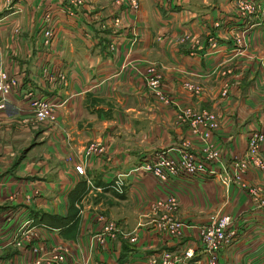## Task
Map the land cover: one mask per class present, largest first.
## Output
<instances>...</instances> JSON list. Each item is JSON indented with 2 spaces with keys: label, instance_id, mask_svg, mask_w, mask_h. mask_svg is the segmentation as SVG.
<instances>
[{
  "label": "crops",
  "instance_id": "0c3cea01",
  "mask_svg": "<svg viewBox=\"0 0 264 264\" xmlns=\"http://www.w3.org/2000/svg\"><path fill=\"white\" fill-rule=\"evenodd\" d=\"M47 10L54 35L43 45L41 15ZM117 15L119 27L113 24ZM238 25L248 26L247 43L235 51L230 33ZM209 36L215 37L213 47ZM148 62L161 74L170 103L148 94ZM42 63L61 70L67 83L42 81ZM0 68L18 78L0 114V264H33L37 254L28 244L10 241L26 218L29 242L65 248L56 264H146L148 255L187 246L202 259L194 227L182 226L179 236L155 227L160 213L148 204L166 194L178 203L171 216L187 224L206 223L214 213L235 219L234 239L220 249L218 264H264V206L219 177L232 176V161L245 153L252 130L263 135L264 160V19L238 18L233 0H138L137 9L129 0H83L77 6L68 0H0ZM189 83L199 92L187 89ZM25 90L62 100L53 126L19 121L30 114ZM185 107L216 114L218 126L209 136L221 152L210 164L215 173L162 181L131 172L158 151L172 154L184 138L200 153L202 126L190 129ZM31 133L40 142L15 159L14 170H3L5 157L17 158ZM94 141L103 150L88 149ZM75 164L84 172L77 173ZM116 178L120 190L113 188ZM242 179L264 196V170L247 163ZM111 220L114 228L106 229Z\"/></svg>",
  "mask_w": 264,
  "mask_h": 264
},
{
  "label": "built area",
  "instance_id": "2783aa9c",
  "mask_svg": "<svg viewBox=\"0 0 264 264\" xmlns=\"http://www.w3.org/2000/svg\"><path fill=\"white\" fill-rule=\"evenodd\" d=\"M9 1V0H8ZM83 0H68L73 5H79ZM129 7L136 9L138 7V0H129ZM233 9L235 15L240 19H249L252 15L258 16L264 19V4L258 6L256 0H233ZM42 26L40 27V33L42 36V44L49 45L54 35V28L51 26L50 18L51 12L44 11L41 15ZM113 24L117 27L121 25V19L117 15L113 19ZM217 24V22H215ZM248 26L238 25L234 27L230 33V37L233 39L235 46L234 50L238 51L241 48V41L245 45V35ZM244 38V39H243ZM116 40H112L108 44V48L112 50ZM208 43L210 47H213L216 43L214 36L208 37ZM40 78L44 82H53L59 80L60 83L66 84L67 79L64 73L50 66L47 63L39 65ZM146 78L148 85L154 93L160 94L159 87V72L154 65L146 67ZM18 78L13 75H9L4 69L0 68V112L4 108L7 93L15 89L18 86ZM188 88L198 92L197 84H186ZM24 103L27 105L28 110L32 116L36 119H51L54 120L55 114L53 106L57 103L48 96L36 95L31 90L23 91ZM214 112L202 111L199 115H196L194 124L205 127V130L199 134L204 140V150L202 158H197L195 154L188 148V143L179 144L174 148V152L169 154L166 150H161L141 160L138 164L130 168L131 171L141 173V171H148L158 179L167 181L172 176L183 174L185 176H193L202 173H215V170L209 166L213 159H218L220 151L212 146L209 142V126H216ZM207 123L209 129L207 128ZM194 132L196 129L193 130ZM211 133V131H210ZM263 138L262 133L259 131H251L248 133L247 145L245 153L241 156L234 157L232 161L233 174L228 176L225 172L222 173L220 179L223 184L229 182L235 183L239 187L247 189L250 201L255 206H264V196L260 194L259 187L256 185L248 186L242 175L245 172V166L247 163H251L261 170H264V160L259 154V148L261 140ZM74 170L77 173H82L83 169L80 164L74 165ZM113 188L116 190L121 189L120 179L114 180ZM177 205V199L173 194H166L159 196L151 200L149 203L150 209L160 215L155 220L154 225L158 230L170 235L179 236L182 226H192L195 228V240L200 246L203 253L202 259L193 258V249L191 246L183 248L180 252L164 251L160 256L154 254L147 256L146 264H218V255L220 249L229 244L234 239V223L235 219L229 214H216L211 216L209 221L203 224H187L182 220H178L171 216V210L175 209ZM101 217V216H99ZM29 223V219L21 221L16 232L10 240L15 246H21L24 242L28 244V249L37 254L33 260V264H56L62 261L65 248L61 245L47 246L41 241L29 242L32 236V230L30 227H25ZM112 223L109 222L106 229L112 228ZM110 232V231H109ZM101 234H96L95 238L101 240ZM243 264H250L245 261Z\"/></svg>",
  "mask_w": 264,
  "mask_h": 264
},
{
  "label": "rangeland",
  "instance_id": "374dc122",
  "mask_svg": "<svg viewBox=\"0 0 264 264\" xmlns=\"http://www.w3.org/2000/svg\"><path fill=\"white\" fill-rule=\"evenodd\" d=\"M118 2H120V0H115V3L116 4H118ZM137 9V8H136ZM114 19V18H113ZM244 39V38H243ZM245 40H246V38H245ZM232 41H233V39H232ZM234 42V41H233ZM247 42L245 41V44H246ZM244 45H243V42L241 41V48L243 47ZM234 47H236L235 46V43H234ZM148 63H150V64H148L147 66H149V65H154L152 62H148ZM159 72V71H158ZM160 79H161V74L159 73V87L161 86L160 84ZM144 80H145V85H146V88H147V92H148V94H150L151 96H154L156 99H158V100H161V101H163V103L164 104H168V103H170V100H169V98L162 92V90H161V88L159 89V91H160V94L158 95V94H156V93H154V91L152 90V88H150V86L148 85V82H147V78H146V71H145V73H144ZM62 84V83H61ZM61 86V85H60ZM185 87L187 88V89H189V90H191V91H193V89H190V88H188L187 87V85L185 84ZM199 87V86H198ZM195 92V91H194ZM199 92V91H198ZM34 93V92H33ZM8 94V93H7ZM35 94V93H34ZM226 89L225 88H222L221 89V91H220V96L221 97H224V96H226ZM37 95V94H36ZM48 97H50L53 101H55L57 104L56 105H54L53 106V110H54V114H55V111H56V108L62 103V100H60L59 98H58V96H56V95H51V96H48ZM5 102H6V100H5ZM4 107H5V104H4ZM27 108V107H26ZM27 110H28V108H27ZM181 110H182V113L186 116V115H192V117H191V120L189 121V124H190V129L193 131L194 129H196V127L194 128V124H196L197 122H195L194 121V119H195V117H196V115H199L200 113H193L192 111H191V109H189V108H187V107H185V108H181ZM204 111H210V110H204ZM4 112V108L2 109V111L0 112V114H2ZM28 112H29V110H28ZM194 114V115H193ZM54 119H55V117H54ZM215 119H216V126H214V125H211V126H209L211 129H209V127H208V125H207V123H205L206 125H207V128L210 130V131H213V130H215L216 129V127L218 126V121H217V118H216V115H215ZM19 121L21 122V123H23V124H28L29 126H33V125H35V124H38V123H46V124H48L49 126H53V124H54V120H51V119H35L33 116H32V114H31V112H30V114H28V116H26V117H22V118H19ZM197 126V125H196ZM206 128L205 127H203L202 126V130H205ZM210 131H209V134H211L210 133ZM194 132V131H193ZM202 132V131H201ZM251 132V131H250ZM199 139H200V142H201V148H200V153L198 154H195L193 151V153L195 154V156L197 157V158H202V156H203V153L204 152H206V150L205 151H203L204 150V140L201 138V137H199ZM40 137H39V135L38 134H32L31 133V135L29 136V138H27V139H23V141H24V143H23V146H22V150H20L19 151V153L20 154H18L17 155V158H16V156H13V155H7L5 158H6V160L4 161L5 163L3 164V170H11V169H13L14 170V162L16 161L15 159H18L19 157H23V156H25V154H26V152H27V150L29 149V147H32V146H35V145H37L39 142H40ZM189 140H187V139H183V140H181V142L183 143H189L188 142ZM181 142L179 143L180 145H181ZM209 142H210V144H211V140H209ZM91 146H88L87 148L89 149V148H91V150L92 149H96V150H98V151H101V150H103V146L101 145V144H99L98 142H96V141H94V142H92L91 144H90ZM212 146L215 148V149H217L213 144H212ZM26 148H28L27 150H26ZM164 151V150H163ZM220 151V150H219ZM155 154V153H154ZM13 156V157H12ZM19 156V157H18ZM21 157V158H22ZM220 158V156L218 157V159ZM218 159H213L211 162H210V164L212 163V162H214V161H216V160H218ZM4 160V159H3ZM141 162V161H140ZM139 163V162H138ZM138 163H136V164H138ZM136 164H134V165H136ZM210 164H209V166H210ZM133 165V166H134ZM253 165V164H252ZM83 169V168H82ZM234 170V169H233ZM131 171V170H130ZM84 172V171H83ZM82 172V173H83ZM131 172H133V171H131ZM143 172H148V171H141V173H143ZM134 173H136V172H134ZM141 173H137V174H141ZM213 174V173H212ZM233 174V173H232ZM222 175V172L219 174V177ZM154 176V175H153ZM116 179H119V178H116ZM115 179V180H116ZM221 180V179H220ZM121 181V180H120ZM245 181V180H244ZM114 183V182H113ZM247 184V183H246ZM248 186H251V185H249V184H247ZM121 186H122V181H121ZM239 187V186H238ZM244 189H246V188H244ZM246 191H247V189H246ZM247 195H248V192H247ZM156 198V197H155ZM154 199V198H153ZM153 199H151V200H153ZM250 199V198H249ZM151 200H150V202H151ZM149 202V203H150ZM251 202V201H250ZM177 205H178V203H177ZM177 205H176V207H175V209H172L171 210V213L173 214V212L176 210V208H177ZM148 206H149V204H148ZM149 209H150V207H149ZM151 210V209H150ZM157 214H159V212H157ZM218 214H222V213H218ZM225 214V213H224ZM214 215H216V213H214V214H212L211 216H214ZM210 216V217H211ZM176 219H178V218H176ZM178 220H180V219H178ZM109 222H112V220L111 221H109ZM112 228H114V223H112ZM111 230V229H110ZM115 230V229H114Z\"/></svg>",
  "mask_w": 264,
  "mask_h": 264
}]
</instances>
